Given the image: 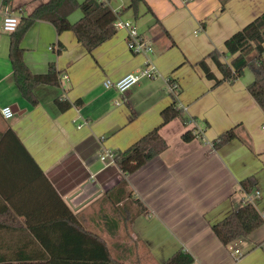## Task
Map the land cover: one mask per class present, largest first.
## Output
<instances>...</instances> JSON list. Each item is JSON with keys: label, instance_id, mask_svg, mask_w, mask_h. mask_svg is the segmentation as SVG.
I'll list each match as a JSON object with an SVG mask.
<instances>
[{"label": "crops", "instance_id": "1", "mask_svg": "<svg viewBox=\"0 0 264 264\" xmlns=\"http://www.w3.org/2000/svg\"><path fill=\"white\" fill-rule=\"evenodd\" d=\"M47 1L11 0L8 4L22 18ZM153 1H145L148 12L165 26ZM3 2L0 0V10ZM128 5L129 1L122 11ZM187 10L196 27L194 33L199 29L203 36L188 48L184 39L175 37L173 27L165 26L174 43L164 46L165 42H159L155 54L161 70L158 74L166 83L178 84L176 99L189 121L184 124L178 118L164 126L161 135L168 148L127 178L133 197L125 203L123 215L137 213L136 200L148 209L147 215L132 220L128 230L105 196L124 176L113 170L116 166L110 160L99 159L121 149L105 148L96 121L105 114L111 117L110 130L127 127L126 119L119 123L111 116L110 97L117 91L105 89L103 82L109 76L118 81L127 73L138 72L144 60L129 53L126 31L89 54L73 32L57 35L51 24L36 22L21 43L24 61L36 75L47 73L54 63L61 82L59 87L36 89L39 105L33 107L16 87L9 59L10 33L3 31L0 16V110L10 106L18 112L10 120L0 112V264H55L54 259L67 258L65 253L50 254L45 246H63L72 238L70 218L100 234L110 245L112 258L125 264H163L181 248L195 258V264H264V225L228 246L212 230L247 201L264 218V111L247 88L254 74L244 83L241 78L234 84L214 86L215 81L208 80L197 66L212 50L225 52L227 38L264 12V0H177L167 17ZM81 17L78 10L69 20L74 23ZM182 19L186 17L177 16L174 21L189 30L192 23ZM140 33L150 39L149 32ZM175 44L180 49L178 56L170 51ZM235 57L223 62L230 64ZM207 63L221 79L215 63L211 59ZM150 80L134 85L124 95L119 93L134 113L138 101L150 103V116L143 125L137 123L140 130L127 138L123 151L161 125V112L172 102L163 87L157 90L154 86L157 78ZM58 98L68 101L71 108L59 111ZM199 120L219 132L215 139L234 127H238V138L220 149L205 143L203 134L193 142L182 141L188 130L201 132ZM11 130L44 177L31 161L12 158ZM247 178L255 183L251 194L240 188ZM163 234H173L175 240L167 242Z\"/></svg>", "mask_w": 264, "mask_h": 264}, {"label": "trees", "instance_id": "2", "mask_svg": "<svg viewBox=\"0 0 264 264\" xmlns=\"http://www.w3.org/2000/svg\"><path fill=\"white\" fill-rule=\"evenodd\" d=\"M10 1L4 0L3 6H6ZM109 1L48 0L35 8L32 14L20 18L18 29L10 33L9 59L12 63L16 87L20 95L31 106L36 107L39 105V99L35 94L36 89L42 86L59 87L61 77L54 63L49 65V69L45 74L36 75L32 73L26 61H24V49L21 44L27 32L36 22L45 21L55 28L57 35L73 32L77 42L82 44L89 54H92L94 50L106 44L118 33L114 23L121 13L115 11L110 6ZM128 1L127 9H132L137 15L138 5L141 2L145 3L146 0ZM78 10L82 11V17L71 23L70 16ZM149 11L151 10L149 9ZM58 53H61V49L58 50ZM234 56L236 57L230 64L223 62V60ZM208 59L215 63L218 72L222 75L221 79H218L209 67ZM197 66L205 73L208 80L215 81L214 86H220L227 82L234 84L244 76L245 68L249 67L254 74V79L248 84V91L257 105L264 111V12L244 26L242 30L227 38L225 52L212 50L206 58L197 63ZM172 97V102L161 112V125L144 134L127 150L115 154L114 164L124 176V179L105 196H108L112 208L124 218V226L127 230L136 216L147 215L148 213V209L145 208L142 202L136 200L134 203L138 209L137 213H131L130 216L123 215V209H127L125 203L133 197V192L129 190L127 178L156 159L168 148L167 141L161 135V129L164 126L178 118H181L184 124L189 121L184 116L183 108L179 107L176 95L173 94ZM76 104H78V101H76ZM55 105L59 111L63 112L68 111L72 106L68 101L60 98L56 99ZM237 128L228 129V131L220 134L212 141L213 147L220 149L238 138ZM9 134H11L13 142L11 143L12 158L31 161L40 173L39 175L44 177L43 172L28 150L21 144L16 134L12 130ZM198 137H200V132L195 128L186 131L181 138L182 141L190 143ZM240 188L244 193L251 194L254 191L255 183L251 178H247L240 183ZM55 195L58 201L63 203L59 195L56 193ZM120 203H122V206H119ZM69 221L74 225L71 227L70 237L72 238L63 246H45L50 254L65 253L68 256L61 260L54 259L55 264H125L112 258L110 245L100 234L82 227L81 224L73 221V218H70ZM263 225L264 218L257 207L251 201H247L241 208L234 210L222 221L215 223L212 230L217 238L225 246H228L238 239L247 238ZM50 262L53 263V260ZM195 263V258L188 251L181 248L163 264Z\"/></svg>", "mask_w": 264, "mask_h": 264}, {"label": "rangeland", "instance_id": "3", "mask_svg": "<svg viewBox=\"0 0 264 264\" xmlns=\"http://www.w3.org/2000/svg\"><path fill=\"white\" fill-rule=\"evenodd\" d=\"M79 1V0H78ZM80 2V1H79ZM174 2L177 3V0H155L153 1L152 6L159 12V17L162 19L163 24H165V26H171L173 27V33L175 34V37H177L178 40H185L186 41V47L188 48H192V46H195V42L201 38V36H203V32L199 29H197L196 33H194L196 27L193 25V20L191 21V19H189V17L191 16V14L188 12L187 13L184 12L183 14H178L177 16H185L186 19L183 20L187 23H192V25H190L189 30H187L186 28L182 29L180 27L181 23L178 21V23H176L174 20L177 16L167 17V13L169 12V10L171 8H173ZM128 3V0H110L109 4L110 6L115 10V11H119L121 13V15L118 18L119 22L124 23L125 21L128 22H132L133 24H136L138 27V31H144V32H149L150 35V39L149 41H151L152 46H153V52L149 55V57L151 58L153 64L155 65V67L157 68L158 72H160V64L159 62L157 63V57L155 54V50H157L156 45L160 42V43H164V46H166V43H169L170 45H172L174 42L172 39H168L167 35H166V29L165 26L162 24H157L156 23V19L154 17V15L150 12H148V7L145 5L144 2H141L138 5V14L136 15L135 12L132 9H126L124 11L123 8L126 7L125 4ZM9 6V4H7ZM10 7V6H9ZM11 11H13V9L10 7ZM80 11V10H79ZM15 13V11H13ZM188 14V15H187ZM189 16V17H188ZM164 18V19H163ZM191 21V22H190ZM169 31V29H168ZM118 32H120L119 34L125 33V31H120L118 30ZM171 34V33H170ZM172 37H174V35L172 34ZM175 39V38H173ZM128 47V44H127ZM179 47L175 44V46L171 48L170 51H173V53L175 55H179ZM95 51V50H94ZM129 53L135 57L138 58L140 60H144V63L146 62L147 58L144 57V55H135L133 54L129 48H128ZM244 76L242 77V79L240 80L241 82H246L249 81L250 77H253V72L251 71V69L249 67L245 68L244 70ZM157 80H155V84L154 86L157 87V90H159L161 87H163L167 93V95L169 96V99H171V101L173 100L172 95H176L177 93L180 92V88H177V90H171V84L170 83H166L165 79L162 78L161 75H159L158 77H156ZM155 78V79H156ZM114 81L113 78L111 76H109L108 79H106L104 82L106 81ZM149 80V81H148ZM153 80V79H152ZM169 80V79H168ZM103 82V83H104ZM142 82V81H141ZM143 82H151L150 79L146 78L143 79ZM113 90V89H112ZM149 102L147 101H138L137 105H135L136 108V112L134 113L132 109L129 108V105H125V101L122 99V96L119 94V92H116L115 95H111L110 97V104H109V109L112 111L111 116L115 117L116 121L120 122H124L126 119V128H122L121 130H117L119 128H117V126H113L110 130V123H112L111 121L109 122V117L108 115H100V119H98L96 121V126L98 131H100V133H98V135L100 137L103 138V143L104 146L107 150H118L121 149L120 152H123V148L121 147H126L128 144H126V140L128 137L130 136H134L138 133V131L140 130V128H138L137 123L139 124V126H141L140 124L142 122H144V120L146 119V117H149L150 115L147 113V110L150 108L149 107ZM126 115H123L124 110H127ZM119 116L122 117V119L119 118ZM130 116V117H128ZM124 117V118H123ZM133 119L134 121L130 122V120ZM114 123V121H113ZM197 126L199 128V130L201 131L200 134L204 135V139L205 143H212V139H215L216 135H218L219 132L215 131L213 128L211 129L204 121L199 120L196 122ZM144 123H142L143 125ZM120 125V124H118ZM122 127V126H121ZM125 151V150H124ZM119 152V151H118ZM116 166V165H115ZM115 172L118 170L117 167H114L113 169ZM166 236L167 238V242L168 241H174L175 240V236L173 234H163L161 235ZM170 243V242H169Z\"/></svg>", "mask_w": 264, "mask_h": 264}, {"label": "built area", "instance_id": "4", "mask_svg": "<svg viewBox=\"0 0 264 264\" xmlns=\"http://www.w3.org/2000/svg\"><path fill=\"white\" fill-rule=\"evenodd\" d=\"M107 1V0H104ZM0 16L3 18L2 28L5 33L15 32L18 28L20 17H18L13 11H11L8 5L3 6L0 10ZM117 30L126 31V41L128 44L129 50L135 55H144L147 60L138 72L127 73L122 79L118 81H106L104 82V87L107 90L114 89L119 92L121 95L126 94V91L133 87L134 85L139 84L143 79H155L159 76L158 70L153 64L152 60L149 58V55L153 52V46L151 41L148 38L141 35L138 31L136 24L132 22L125 21L124 23L119 22L118 20L114 23ZM171 90H177L179 88L178 84L170 83ZM2 116L6 120H10L15 116L12 107H3L0 110ZM83 123L78 124L79 128H82ZM115 155L113 153H107L106 155L101 156L99 159L106 163L108 160L111 163H114ZM235 253L241 256V253L238 250H235Z\"/></svg>", "mask_w": 264, "mask_h": 264}, {"label": "water", "instance_id": "5", "mask_svg": "<svg viewBox=\"0 0 264 264\" xmlns=\"http://www.w3.org/2000/svg\"><path fill=\"white\" fill-rule=\"evenodd\" d=\"M15 113H18L17 110L14 111Z\"/></svg>", "mask_w": 264, "mask_h": 264}]
</instances>
